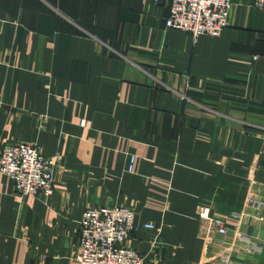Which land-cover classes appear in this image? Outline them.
Returning <instances> with one entry per match:
<instances>
[{
  "label": "crops",
  "instance_id": "0c3cea01",
  "mask_svg": "<svg viewBox=\"0 0 264 264\" xmlns=\"http://www.w3.org/2000/svg\"><path fill=\"white\" fill-rule=\"evenodd\" d=\"M232 3L220 38L195 40L165 29L169 0H0V151L63 158L47 201L0 172V264H76L90 207L136 211L125 246L145 264H220L200 207L256 244L232 264H264L245 210L264 203V11Z\"/></svg>",
  "mask_w": 264,
  "mask_h": 264
},
{
  "label": "built area",
  "instance_id": "2783aa9c",
  "mask_svg": "<svg viewBox=\"0 0 264 264\" xmlns=\"http://www.w3.org/2000/svg\"><path fill=\"white\" fill-rule=\"evenodd\" d=\"M170 9L165 29H173L190 35L193 39L206 35L218 39L230 25L232 0H169ZM253 6L264 11V0H253ZM257 57H254L255 61ZM62 156L45 157L34 144H5L0 151V172L9 177L20 197L35 196L49 200L55 192L56 169ZM136 158L131 157L129 172L133 173ZM246 212L255 211L253 218L264 222V203L249 196ZM248 210V211H247ZM256 213V214H255ZM199 218L205 223L206 250L214 235L222 238L214 258L220 264H232L241 247L254 252L257 247L250 236L241 231H230L224 219L211 215V209L200 207ZM243 211L233 217L242 220ZM136 211L128 207H90L80 222V237L76 264H145L144 256L125 246L135 229ZM144 229L155 232L154 249L163 245L161 229L154 223Z\"/></svg>",
  "mask_w": 264,
  "mask_h": 264
}]
</instances>
